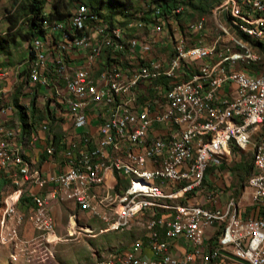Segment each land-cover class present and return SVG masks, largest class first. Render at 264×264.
I'll return each mask as SVG.
<instances>
[{
    "label": "built area",
    "instance_id": "obj_1",
    "mask_svg": "<svg viewBox=\"0 0 264 264\" xmlns=\"http://www.w3.org/2000/svg\"><path fill=\"white\" fill-rule=\"evenodd\" d=\"M212 12L215 31L204 19L189 22L165 59L155 55L165 32L160 6L123 25L103 4L86 0L60 20L44 18L27 61L30 86L66 107L71 126L64 167L46 173L33 167L16 144L18 131L0 118V177L9 185L1 194L0 245L11 249L13 263L55 256L62 241L55 210L68 202L77 208L69 216L71 235L95 232L80 224L82 214L103 225L100 233L145 228L129 249L97 264H264V214L247 217L234 194L223 204L207 185L211 168L219 172L235 158L233 146L245 151L256 139L245 190L252 208L264 212V0H224ZM70 55L85 63L72 68ZM9 76L0 70L3 81ZM147 88L154 98L140 108ZM8 92L0 90L3 118L13 112ZM95 110L97 139L82 131ZM46 153L54 157L56 147ZM27 193L31 205L22 203ZM28 224L31 236L23 234Z\"/></svg>",
    "mask_w": 264,
    "mask_h": 264
},
{
    "label": "rangeland",
    "instance_id": "obj_2",
    "mask_svg": "<svg viewBox=\"0 0 264 264\" xmlns=\"http://www.w3.org/2000/svg\"><path fill=\"white\" fill-rule=\"evenodd\" d=\"M45 7L43 11L44 17H46V7L52 8L57 12V15H52L54 18H61L62 16L69 15L75 9L78 1L80 0H43ZM90 5H94L100 8L103 4V10L105 13L110 14L114 20L123 25L124 20H127L134 15L143 17L150 14L153 10L160 6L163 9L164 26H165V38H171L174 40L175 35H184L186 31V25L195 20H206V24L209 30L215 31V25L213 20L212 10L220 5L224 0H86ZM50 6H49V5ZM53 4V7H52ZM126 4V6H124ZM59 8H56V7ZM181 7L183 11L177 13L175 10ZM31 17V0H0V69L5 67H17L23 65L27 60V56L31 55V46L33 37L31 36V29L29 25V19ZM66 17V16H65ZM140 34H147L146 31ZM30 59V58H29ZM28 59V60H29ZM26 63V62H25ZM146 88V87H145ZM147 91L148 88H147ZM146 98L150 96L149 92L144 94ZM47 101V99H46ZM257 144L254 139L248 146L247 150L241 151L235 149V158L219 169V175L208 176V182L213 181L216 189L222 192L228 191L229 187L234 189V196L238 201L241 197L243 190L247 186L248 175L245 166H248L253 162L255 146ZM62 209V219L59 224V236L61 237V231L65 230L62 235L63 240L57 244L56 253L58 249L65 250L64 256H51L48 253L40 257V264L56 263L59 264H81L84 262L88 264L89 260L99 259V251L102 245H109L108 236L118 237L116 240V247L113 249H126L130 244L138 237V233L135 231V225L133 230H124L122 232H111L104 237H100L98 240L89 237L91 234L81 232L80 234H67L66 228H69V215L72 210L67 206H60ZM251 214L246 212V216ZM86 216V215H83ZM81 225H90L93 228L100 229L103 225L96 219L89 217L80 218ZM97 234V231L95 232ZM94 235V234H92ZM105 238V239H104ZM102 239V240H101ZM101 240V242H99ZM120 250V251H121ZM101 252V251H100ZM56 259V260H55ZM95 263V261H94ZM230 263V262H229ZM228 263V264H229Z\"/></svg>",
    "mask_w": 264,
    "mask_h": 264
},
{
    "label": "crops",
    "instance_id": "obj_3",
    "mask_svg": "<svg viewBox=\"0 0 264 264\" xmlns=\"http://www.w3.org/2000/svg\"><path fill=\"white\" fill-rule=\"evenodd\" d=\"M51 1V0H50ZM54 1V0H52ZM49 5V4H48ZM50 6V5H49ZM53 7V4H52ZM57 8V7H56ZM59 8V7H58ZM46 15L47 17L54 18L52 15H57V12L53 10V14H51L52 8L46 7ZM67 16V15H65ZM65 16H62L61 18H54V19H62ZM146 37H149V34L144 35ZM182 35H179L177 33L175 35V38H179ZM174 38V39H175ZM174 41L171 38H165V35L162 34V36L159 38V43L156 45L155 55L159 57L160 59H165L169 56L170 51L173 48ZM32 56H27V60L23 63L21 66L17 67H5L2 69L10 70V76L7 81H3V79L0 78V90L6 89L9 90L6 96V101L9 105L13 107V112L7 116L6 118H3L2 115H0V118L3 119V123L6 126H10L15 128L17 133L16 138V144L18 147H20L26 154V157L32 162V165L34 168H38L43 170V172L46 173H56L59 171L60 166L63 168L65 165L64 162V149H65V134L66 130L71 126V122L69 118L67 117L68 109L66 107H57L54 106L50 99L48 98L49 91L47 89H41L33 88L30 86V80H29V71L27 69V61ZM30 60V59H29ZM68 63L71 65V67H79L82 66L85 62L83 60L82 55H70L67 57ZM112 60L110 55H107L105 57V61L109 62ZM0 69V70H2ZM150 96L146 98V96L143 94L144 89H141V96L139 99V106L142 108L143 103L149 99L154 98V92L151 88L148 89ZM47 99V101H46ZM57 108H63L64 111H60L61 115L57 113ZM99 111L95 110L91 113V125L82 131H85L92 135L94 138L97 139V133H98V126L100 124V114ZM0 119V121H1ZM44 123L48 124V128L45 130L43 128ZM161 127L159 125L155 126L153 129L154 134H160ZM38 136L39 141L36 144H32V137ZM55 146L56 147V154L54 157H50L46 153V147L47 146ZM220 172V171H219ZM219 172L215 168H211L207 173V185L209 188L216 189L215 185L213 184V181L208 182V176H216L218 177ZM115 177L109 176V180H114ZM7 180L0 177V201H1V194L2 192L8 187ZM218 190L222 195V203L224 204L225 201L230 197V195L234 194V189H231L229 187L228 191L222 192L219 189ZM38 190H34V192H37ZM31 193H27L22 198V203L24 205H31L32 200L30 198ZM240 207L242 210H245L246 212H249L250 214H256L260 215L264 214V212L259 211L256 208V211L251 206V197L250 192L246 189L243 190L240 199L238 200ZM60 206H67L72 211H77V208L72 204L68 202H63L61 205H58L55 210V217L60 224L62 219V209ZM70 216V215H69ZM87 216V215H86ZM86 216H82L85 218ZM81 222V221H80ZM81 224V223H80ZM134 227V226H133ZM132 227V228H133ZM129 230H133V229ZM96 229V228H95ZM135 231L138 233V237L135 238H142L145 236V228L143 225L136 224L135 225ZM67 234H69V228H66ZM97 234L93 233L94 235H89V237L93 239H99L100 237H104L105 235H108V233H100L99 229H96ZM128 231V230H127ZM59 232V227H58ZM122 232V231H121ZM65 233V230L61 231V234L63 235ZM23 234L25 236H31L32 235V229L31 226L28 224L25 226V229L23 231ZM60 234V233H59ZM58 234V235H59ZM209 236L211 235V232H208ZM61 235V237H62ZM105 239V238H104ZM118 237H111L108 236V242L109 245L105 246L102 245L99 251V260L96 261V259L92 260V258L89 260L88 264H97L99 261H102L106 258H109L110 256H113L117 253H120L122 251H125L129 249L130 246H128L126 249H113L116 247V240ZM64 242H67L68 240L62 239ZM102 240V239H101ZM101 240L99 242H101ZM180 245V252L183 253L186 251V247L183 245V242H179ZM121 250V251H120ZM58 254L55 253V256H64L65 250L58 249ZM148 255L150 254L149 251H147ZM56 260V259H55ZM95 261V263H94ZM0 264H40V262H30L25 263L23 261L13 263L11 261V249L6 246L0 245ZM53 264V263H49ZM54 264H59L57 261ZM81 264H85L84 262H81Z\"/></svg>",
    "mask_w": 264,
    "mask_h": 264
},
{
    "label": "trees",
    "instance_id": "obj_4",
    "mask_svg": "<svg viewBox=\"0 0 264 264\" xmlns=\"http://www.w3.org/2000/svg\"><path fill=\"white\" fill-rule=\"evenodd\" d=\"M92 6H94V5H92ZM124 6H126V4H124ZM44 7H45V2L43 0H31V17L29 19L31 36H33L35 34L36 29H40V27H41V23L45 18L43 15ZM94 7H96V6H94ZM57 8H58V6H57ZM233 149L235 150L238 148L233 146ZM244 168H245V170H247L248 178H250V176L254 172V161L252 163H250L248 166H245Z\"/></svg>",
    "mask_w": 264,
    "mask_h": 264
},
{
    "label": "water",
    "instance_id": "obj_5",
    "mask_svg": "<svg viewBox=\"0 0 264 264\" xmlns=\"http://www.w3.org/2000/svg\"><path fill=\"white\" fill-rule=\"evenodd\" d=\"M223 254H225V255H227L226 253H224L223 252ZM230 257H232V258H234V259H236V260H239V259H237V258H235V257H233V256H231V255H229ZM240 262H242V263H244V264H249L248 262H246V261H242V260H239Z\"/></svg>",
    "mask_w": 264,
    "mask_h": 264
}]
</instances>
